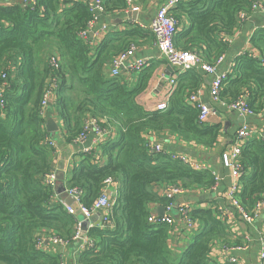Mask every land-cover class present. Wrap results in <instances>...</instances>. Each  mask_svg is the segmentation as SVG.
<instances>
[{
  "label": "trees",
  "instance_id": "obj_1",
  "mask_svg": "<svg viewBox=\"0 0 264 264\" xmlns=\"http://www.w3.org/2000/svg\"><path fill=\"white\" fill-rule=\"evenodd\" d=\"M151 1L133 3L141 7ZM256 1L181 3L169 11L179 22L177 47L196 52L215 66L240 30V14L252 13ZM104 5L107 13L128 10L126 0H104ZM94 20L86 0H36L33 7L22 2L0 5V87L7 75V105L0 113V264H61L59 255L39 250L38 242L52 235L70 240L75 233L78 216L71 215L61 200L54 201L56 192L44 182L52 169L54 148L46 141L51 137L41 109L53 79L57 99L51 108L62 124L65 142L75 143L89 119L117 132L98 146L99 153H83L63 181L64 187L83 192L81 204L87 209L107 180L121 184L109 216L114 227L109 223L88 229L95 247L82 252L78 264H214L210 254L217 242L238 243L230 242L231 226L214 208V201L191 205L192 231L176 217L172 225L149 222L152 206L169 203L161 196L164 188L179 186L210 194L217 186L210 169L197 171L173 160L165 150L151 153L149 149L151 134H169L205 149L218 145L221 126L201 122L200 110L188 101L199 91L201 73L194 69L180 75L168 108L148 111L138 97L149 88L154 67L136 72L130 85L124 75H111V63L147 34L155 39L153 33L134 23L125 30L109 31L95 43L92 37H81ZM249 42L250 49L235 59L219 98L229 105L243 97L258 114L264 109V27L256 29ZM9 61L16 63L15 76ZM236 164L244 174L236 198L251 211L264 200V139L247 140ZM175 233L190 236L181 253L170 244Z\"/></svg>",
  "mask_w": 264,
  "mask_h": 264
},
{
  "label": "crops",
  "instance_id": "obj_2",
  "mask_svg": "<svg viewBox=\"0 0 264 264\" xmlns=\"http://www.w3.org/2000/svg\"><path fill=\"white\" fill-rule=\"evenodd\" d=\"M168 1L169 0H153L148 6L138 7V10L131 11L133 14L135 13L136 18L129 16V12H126V14L107 12L99 14L96 24L89 32L94 33L92 37L93 42L96 43L103 39L105 34L102 36H97V34L102 32L105 26L107 27V33L109 31L125 30L130 28L134 23H137L144 29H149L157 10L167 4ZM21 2L22 0H0V5L13 6ZM259 27H264V15L254 14L251 20L246 23L232 39V44L228 53L217 68L218 74H229L233 71L235 59L250 49V38ZM87 38L90 40L89 35ZM154 40L153 36L148 34L146 37L140 39L137 44V51L127 62L128 66L134 64L136 61L147 59L149 63L146 67H154L153 78L149 83V88L138 97V103L148 111H155L156 104L164 98L166 80L176 72L174 67L159 57L158 50L154 46ZM9 64L12 71L11 75L15 76L17 73L16 63L9 61ZM197 71L201 73V85L197 92L198 98L212 110L211 115L207 119V123L221 126V136L218 145L213 149H205L202 146L181 142L177 137L169 134H151L149 138L152 142L162 145L163 150L167 153L186 155L192 160L206 166L210 171L215 172L221 178V183L213 191H210V194H206L200 190H194L193 192L187 191L185 195L178 197L174 201L175 207L178 208L183 204L193 205L194 203L200 202L205 205L207 199H210L214 201V208L222 211L229 206L226 195L233 182L230 171L224 166L223 154L231 150L237 140V133L243 125H250L257 129L264 128V109L258 114L241 115L239 112L231 111L225 104L214 102L211 95V87L215 75H210L199 69ZM129 73V69L128 71L124 69L121 70L122 76L124 75L127 82L132 85L134 83L135 73ZM52 105L53 104H48L46 107L42 106L41 110V114L45 118L46 123L49 119H53L60 127L57 133H49L45 123L47 133L56 144L52 155L51 172H56L58 176L63 174L64 179H68L72 175L74 167L79 164L83 149L85 147H92L94 133L90 132L84 144H68L63 137L62 124L58 120V117H56L53 108H51ZM116 134L117 132L113 130L112 137H115ZM99 161L100 163H105L101 157ZM120 189L121 184L116 181L107 187L106 192L110 197V201H113L114 204L119 197ZM58 199L64 202L61 197L55 193L54 201ZM162 207L164 206H152V212L159 214V210ZM227 222L231 226L232 236L230 242L238 243L227 244L224 241L217 242L210 254L211 262L214 264L226 263L229 262L231 258L235 257L238 258V264H264L259 257V239L264 232V208L252 225L245 223L235 214L233 220H227ZM93 224L96 226L97 218H95ZM188 243H190V236L188 235H176L175 233L171 236L170 244L179 253L187 248ZM231 245L244 246L246 250L241 252H229L226 247ZM48 249L51 253L59 255L63 264H78V259L82 253L80 243H71L63 247L54 245L49 242L48 239H45L44 250L48 251Z\"/></svg>",
  "mask_w": 264,
  "mask_h": 264
},
{
  "label": "built area",
  "instance_id": "obj_3",
  "mask_svg": "<svg viewBox=\"0 0 264 264\" xmlns=\"http://www.w3.org/2000/svg\"><path fill=\"white\" fill-rule=\"evenodd\" d=\"M71 1L76 3L82 0H71ZM185 1H190V0H169L167 4H165L160 9L157 10L150 24V30L155 37L154 46L158 50L159 57L164 59L169 65H171L176 69L175 74L166 80L164 98L161 99L156 104L155 111H165L168 108L170 98L175 93L179 85L180 75H182L186 71L194 70V69L202 70L203 72L213 76L215 75L214 80L212 82L211 95L213 97L214 102L224 104L223 102H221L219 98V94L222 90L223 82L226 80L227 75L229 74L227 73L218 74L217 68L223 62L225 57H221L217 62V64L215 66H212L208 64L198 53L191 51H183L179 49L175 43V37L178 32L179 22L175 17L169 14V11L173 8H176L178 5H180ZM126 2L128 5L127 13L138 10V7L134 5L133 0H126ZM22 3L24 4V6L33 7L35 6L36 0H22ZM86 4L88 8L92 11V13L95 15V20L94 22L91 23V28H92L97 22L98 15L105 13L104 0H86ZM253 14L264 15V0H257L252 5V13L243 12L240 14L239 16L240 29H242V27L251 20ZM106 31H107V27L105 26L103 27L102 32H99L97 36H102L103 34H106L107 33ZM89 32L90 30L88 32L81 33V37L82 38L88 37ZM136 51H137V46L132 45L127 51L116 57L111 63V67H112L111 75L112 76L121 75L122 69H124L125 71H128L129 69L130 73H136L137 71L139 72L140 70L144 69L149 63L147 59L136 61L134 64H130L127 66V62L134 56ZM6 78L7 75L4 74L2 77L4 82L0 87V113L4 111L7 105L5 92H4L5 88L7 87ZM49 84L50 87L46 91L42 100L43 107H46L48 104L56 103V99H57L56 79L50 80ZM188 101L191 105L195 106L200 110V121L207 122V119L212 113L211 108H209L206 104L202 103L199 100L197 93L189 96ZM227 107L231 111L239 112L241 115L255 114L253 110L250 109L245 98L243 97L239 98L236 102L227 105ZM90 132L94 133V141L92 147L91 146L85 147L83 149V153L86 154H92L95 152L99 153L98 146L103 141H105L107 137L109 136L111 137L113 134L110 128L101 127L98 125L96 120L89 119L88 121H86L83 132L76 139L75 143L84 144L87 141ZM255 137L264 139V128L257 129L250 125H243L237 133V140L235 144L232 146L231 150L223 154L224 166L230 171L233 179L232 186L229 189L226 196L229 201V206L236 209L234 212L230 211L228 208L220 211L221 217L224 220L227 219L232 221L235 214L238 215L245 223L252 225L264 208V200H261L256 203L254 209H252L251 211H247L241 205L240 201L236 198V194L239 193L241 187L240 179L244 175L242 171L239 169L238 165L236 164V161L240 154L242 145L246 143L247 140ZM46 141L49 143L51 147L53 148L55 147L56 144L52 138H48L46 139ZM149 149L151 153H160L163 151V146L151 141L149 145ZM170 155L173 160L180 161L184 165L194 170L201 171L207 169L206 166L202 165L197 161L192 160L186 155L176 154V153H171ZM97 157L100 159L99 156ZM213 176L215 177L218 186L221 183V178L215 172H213ZM44 182L47 186H50L56 192V189L59 184L57 173L54 171L48 173L45 176ZM112 183L115 182L110 179L105 182V187L103 188V192L94 202L91 209H87L81 204V197L83 195V192L81 190L68 189L65 187L66 188L65 193L68 196L73 197L74 200L77 203H79L80 213L89 223V228L94 226L93 221L95 220V218H97V224H99L97 226L103 227L105 226V224H109V223L111 224V221L109 220V216L111 215L112 209L115 204L113 201H110V197L107 194L106 190L107 187ZM186 193L187 190L179 186L164 188L161 192V196L169 200V203L164 207L165 209L164 215L161 216L157 213L152 212L149 218V222L172 225L174 221L173 218L177 216L176 218L181 219L180 220L181 226L188 231H192L195 227V223L189 219L192 206L189 204H183L178 208H176L174 205V201L178 197H181ZM64 205L66 206L67 211L71 215H76L75 210L71 206H68L65 203ZM112 227H114V225H112ZM46 239H48V241L54 245H60L63 247H66L71 243H80L81 252H84L88 248L95 247V242L87 236V233H85V236L82 237V223L78 219H77V224L75 226V233L70 240L58 238L55 235H52ZM44 241L45 239L40 240L38 242L37 247L39 250L44 251ZM226 248L227 251L229 252H241L246 250V247L240 245H231ZM259 248H260L259 257L261 261H263L264 263V232L261 234V237L259 239ZM229 262L238 263V258L233 257L230 259ZM61 264H63L62 261Z\"/></svg>",
  "mask_w": 264,
  "mask_h": 264
},
{
  "label": "water",
  "instance_id": "obj_4",
  "mask_svg": "<svg viewBox=\"0 0 264 264\" xmlns=\"http://www.w3.org/2000/svg\"><path fill=\"white\" fill-rule=\"evenodd\" d=\"M133 12H129V16H133V18H136L135 13L133 14ZM94 33H89L90 37H93ZM46 127H47V131L49 133H57L60 130V127L57 125V123L53 120V119H49L46 123ZM58 180L60 182L59 187H57L56 189V193L57 195H59L61 197V199L64 201V203L68 206H71L74 210L76 215L78 216V220L81 221L82 223V237L85 236V233H87V230L89 229V223L85 220V218L82 216V214L80 213V205L79 203H77L73 197L68 196L65 193V187L63 185V181H64V175L61 174L58 176ZM164 207H162L159 210V215L163 216L164 215ZM99 225V224H96Z\"/></svg>",
  "mask_w": 264,
  "mask_h": 264
}]
</instances>
